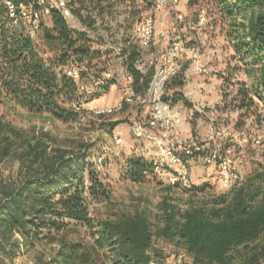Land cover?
<instances>
[{
	"label": "trees",
	"instance_id": "trees-1",
	"mask_svg": "<svg viewBox=\"0 0 264 264\" xmlns=\"http://www.w3.org/2000/svg\"><path fill=\"white\" fill-rule=\"evenodd\" d=\"M7 1L16 7L14 16L10 14ZM139 1L71 0L70 6L79 18L82 30L69 25L55 0V4L49 0L44 3L39 0H0V103L8 100L31 112H46L64 121L76 120L81 111L74 109L72 104L81 101L80 84L67 76L62 68L70 63L77 64L81 70L80 80L84 73L91 74L93 58L101 52L92 50L94 40L88 29L96 31L97 23L104 22L106 14H113V7L120 3L128 4L129 16L139 19L145 11L154 8L153 0ZM213 2L230 16H244L237 23L231 41L234 58L242 65L250 82H239L234 95L224 96L229 102L226 107L242 111V119L256 115L262 122L264 0ZM44 6L51 8L50 13L42 14L36 20L26 19L21 13V9L41 11ZM30 27L35 28L34 36ZM121 55L126 56L124 63L134 76L135 90L145 94L151 72L143 74L137 69L138 47L133 45L130 50L123 49ZM99 77L92 76L97 86L91 90L93 93L109 91L116 83L115 78ZM183 83L180 74L169 85L175 88L182 87ZM184 99L178 91L172 103ZM85 103H91V98ZM128 105L123 102V108ZM198 115L196 113V117ZM117 123L109 124L110 133ZM243 125V122L236 125L239 134ZM35 139L36 142L26 140L27 146L21 157L32 156V162L39 163L36 169L39 175L26 178L0 201V255L16 254L22 244L34 246L46 238L53 242L56 240L53 233L59 235L73 221L98 227L93 233V243L62 239L57 252L47 260L40 258L37 264H97L101 259L100 251H106L104 255H109L112 264H149L152 259L161 264L153 254V234L143 213L124 214L114 220L94 223L90 215V198L102 200L111 196L110 185L103 182L99 169L100 165H106V159L100 162L94 157L95 152L101 153L96 143L85 142L73 152L49 155L47 142L37 136ZM11 145L8 144L4 151L9 152ZM126 165L125 175L135 181H143L155 171L153 163L140 155L128 156ZM192 171L191 164L194 187L190 190L207 189V181H201L203 184L200 185ZM162 212L164 222L158 234L184 245L192 256L185 264H264V170L256 171L226 192L212 194L206 200L189 203L184 208L166 200Z\"/></svg>",
	"mask_w": 264,
	"mask_h": 264
},
{
	"label": "rangeland",
	"instance_id": "rangeland-1",
	"mask_svg": "<svg viewBox=\"0 0 264 264\" xmlns=\"http://www.w3.org/2000/svg\"><path fill=\"white\" fill-rule=\"evenodd\" d=\"M49 1L55 4L54 0ZM126 5L128 4L120 3L114 6V13L106 14L104 22L97 23L96 31L88 29L90 37L94 40L92 50L101 53L93 58L91 74L84 73L79 81V84L85 85V90L80 92L81 102L85 103L89 97V105L92 107L115 106L123 102L125 84L116 81L111 91L100 90L93 93L91 90L97 86L92 76L112 78L105 75L108 71L116 75L118 70L125 66V59L120 55L123 49L130 50L136 45L140 54L146 53V50L139 46L135 29L147 15L152 14L156 17L154 49L164 48L168 42V39L162 36V31L171 35L178 30L189 47L200 48L203 54L204 72L201 75H193V79L184 82L182 87L170 88L169 84L167 86L171 100L178 91L182 92L185 98L176 103L181 106L179 114L182 121L179 123H183L178 125L179 134L186 138L191 135L212 145L229 144L235 151L241 143V138L246 137L244 164L240 169L243 178L264 170V121L260 122L262 118L259 119L256 115L242 119V111L230 107L227 109L229 102L224 98L226 94H235L239 82H250L242 70V65L234 58L235 49L231 41L237 23L244 16L228 15L213 0H182L178 4V13H182L184 18L178 21L176 12L164 21L155 8L145 11L140 15V19L137 16L130 17V8ZM203 8L206 9L207 21L196 28H190L192 23H197L199 12ZM69 25L82 29L80 22ZM190 60V52L185 53L183 62L186 67ZM226 82L234 85L228 86ZM257 102L261 104L259 100ZM260 112L264 114L262 109ZM196 113L200 115L196 117ZM147 117V110L139 102H134L112 115L96 116L91 110H85L78 114L76 120L64 121L49 113L31 112L13 102L3 100L0 103V201L6 197L7 192L18 187L26 178L39 175L36 171L39 163L32 162V156L21 157L27 146L26 140L36 142L37 136L41 141H46L49 155L61 151L73 152L85 142H94L96 147L101 148V153L95 152L94 157L99 158L100 162L106 159V165L99 167L101 179L109 184L111 189V196L107 199L90 198V215L94 223L114 220L124 214L143 213L153 234V254L160 263L190 262L192 256L182 243L166 240L158 234L164 222L163 202L167 200L184 208L189 203L204 201L212 194L217 195L227 190L211 176V179H207L208 185L204 191L173 188L159 168H155L154 173H150L143 181L128 178L125 175L127 157L139 156L138 153L147 151L154 152L157 148V145L148 143L144 138H138L132 128L134 123ZM114 122L118 123L110 133L109 124ZM239 122L244 123L240 134L236 130ZM120 136L122 141L119 143L117 138ZM257 139H260L259 143ZM10 143L12 145L9 152H5ZM191 164L192 170L199 176L208 172L207 166L198 157L193 158ZM97 228L71 221L59 235L53 233L55 241L46 238L34 246L22 244L16 254L0 255V264H37L40 258L47 260L57 252L62 239L92 244L93 233ZM105 252L100 251L101 259L97 264H112L109 255H104Z\"/></svg>",
	"mask_w": 264,
	"mask_h": 264
},
{
	"label": "built area",
	"instance_id": "built-area-1",
	"mask_svg": "<svg viewBox=\"0 0 264 264\" xmlns=\"http://www.w3.org/2000/svg\"><path fill=\"white\" fill-rule=\"evenodd\" d=\"M70 1L55 0L68 23L80 22L72 11ZM141 1L143 2V0ZM39 2L44 3L45 0H39ZM6 3L10 9V14L14 16L15 5L11 1ZM153 3L154 8L164 21L168 20L174 12H176L177 21L184 18V15L178 13L177 10L180 0H153ZM50 11L49 6H44L41 11L21 9L24 18H35V20L42 14H49ZM205 21H207V13L206 9L203 8L199 12L197 23L189 24L190 28H196L197 25L203 24ZM135 30L140 48L146 50V53L141 52L135 63L136 67L143 74L151 72L147 92L141 94L135 90L134 76L126 66H122L116 75H112L111 71L106 72L105 75L125 84L123 102L128 104L139 102L147 110L148 117L134 123L132 128L138 138H144L148 143L157 145V148L154 152L147 151L138 154L151 161L155 168L162 169L161 171L166 176L168 183L173 186L186 189L193 188L191 161L196 157L206 165L216 166L217 181L223 189L229 190L243 183L245 178H243L240 169L244 164L246 137L241 138V143L235 151L229 144L218 143L212 145L210 142L201 141L191 135L186 138L179 134L178 125L183 124L179 123L182 121L179 114L181 106L172 103L168 96L167 86L174 77L180 74L183 75L184 82H189L193 79V75H201L204 72L201 49L189 47L184 41L183 34L178 30L171 35H169V32L162 31V36L165 39L167 38L168 42L164 48L154 49L156 17L152 14L147 15L138 23ZM29 31L33 36L35 35V28L30 27ZM188 52H190L191 60L186 67L183 62V55ZM121 58L125 59L126 56L121 55ZM63 71L75 81H80L81 70L77 64H67L63 67ZM83 90H85V85L80 84L79 94ZM123 102L115 106L92 107L81 101H75L72 105L78 111L91 110L97 116H106L121 112ZM121 141L122 137L120 136V138H117V142L120 143ZM256 141L259 143L260 139ZM149 264H159V262L152 259Z\"/></svg>",
	"mask_w": 264,
	"mask_h": 264
},
{
	"label": "crops",
	"instance_id": "crops-1",
	"mask_svg": "<svg viewBox=\"0 0 264 264\" xmlns=\"http://www.w3.org/2000/svg\"><path fill=\"white\" fill-rule=\"evenodd\" d=\"M113 89V87H111V89L109 91H111ZM206 165V164H205ZM208 168V172L205 174H203L204 176H199L198 174H195L194 170L192 171V176L195 180H197L198 182L200 181H207V179H217V168L214 165H206ZM211 176V177H210ZM209 177V178H208Z\"/></svg>",
	"mask_w": 264,
	"mask_h": 264
}]
</instances>
